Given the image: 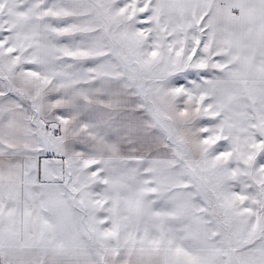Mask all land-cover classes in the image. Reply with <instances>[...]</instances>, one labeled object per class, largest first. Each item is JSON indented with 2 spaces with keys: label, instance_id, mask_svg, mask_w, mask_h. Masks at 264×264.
<instances>
[{
  "label": "snow or ice",
  "instance_id": "obj_1",
  "mask_svg": "<svg viewBox=\"0 0 264 264\" xmlns=\"http://www.w3.org/2000/svg\"><path fill=\"white\" fill-rule=\"evenodd\" d=\"M0 264H264V0H0Z\"/></svg>",
  "mask_w": 264,
  "mask_h": 264
}]
</instances>
